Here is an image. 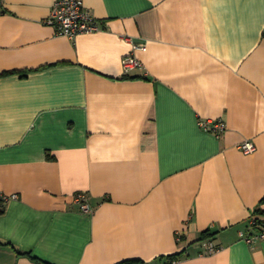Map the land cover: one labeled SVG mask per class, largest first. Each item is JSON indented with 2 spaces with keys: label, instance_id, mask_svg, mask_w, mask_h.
Returning <instances> with one entry per match:
<instances>
[{
  "label": "crops",
  "instance_id": "obj_1",
  "mask_svg": "<svg viewBox=\"0 0 264 264\" xmlns=\"http://www.w3.org/2000/svg\"><path fill=\"white\" fill-rule=\"evenodd\" d=\"M55 1L0 0V264H264V0Z\"/></svg>",
  "mask_w": 264,
  "mask_h": 264
},
{
  "label": "built area",
  "instance_id": "obj_2",
  "mask_svg": "<svg viewBox=\"0 0 264 264\" xmlns=\"http://www.w3.org/2000/svg\"><path fill=\"white\" fill-rule=\"evenodd\" d=\"M48 24L53 25L55 33L60 36H66L73 39L79 34L93 33L98 30V26L95 23L93 17L91 16L89 10L85 7L82 0H57L53 4L51 15L46 19ZM264 37V30L262 33ZM125 40L131 43V52L123 57L122 59V69L124 73H128L134 69H141L142 62L135 56L134 51L145 50L144 44H134L130 37H125ZM212 124V127H210ZM201 126L205 128H210L215 132H221L224 129V124L222 121H216L215 123H208L207 121H202ZM239 149L243 153H251L255 150V146L250 141H245L241 143ZM18 194L12 193L7 194L0 190V212L3 210L5 205L9 201L17 200ZM75 201L79 204V209L83 213L91 211L90 205L87 200L85 193H78L75 196ZM248 229H257V232L250 233L246 235V230L240 232V236L244 237L247 244H252L257 239H264V223H256L254 218L251 219ZM247 229V230H248ZM206 253H214L218 248L212 243L207 242L205 246Z\"/></svg>",
  "mask_w": 264,
  "mask_h": 264
},
{
  "label": "trees",
  "instance_id": "obj_3",
  "mask_svg": "<svg viewBox=\"0 0 264 264\" xmlns=\"http://www.w3.org/2000/svg\"><path fill=\"white\" fill-rule=\"evenodd\" d=\"M263 200H264V198H263ZM254 214H255L254 221L256 223H261V224L264 223V213L260 209H256L254 211ZM207 236H208V233L205 232V237H207Z\"/></svg>",
  "mask_w": 264,
  "mask_h": 264
}]
</instances>
